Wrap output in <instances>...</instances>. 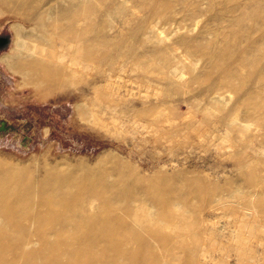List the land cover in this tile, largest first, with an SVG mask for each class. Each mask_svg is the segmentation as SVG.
Segmentation results:
<instances>
[{
  "label": "rangeland",
  "instance_id": "1",
  "mask_svg": "<svg viewBox=\"0 0 264 264\" xmlns=\"http://www.w3.org/2000/svg\"><path fill=\"white\" fill-rule=\"evenodd\" d=\"M18 24L47 52L80 40V73L24 85L3 58L39 78L45 54ZM0 191L50 214L0 264H264V0H0Z\"/></svg>",
  "mask_w": 264,
  "mask_h": 264
},
{
  "label": "bare ground",
  "instance_id": "2",
  "mask_svg": "<svg viewBox=\"0 0 264 264\" xmlns=\"http://www.w3.org/2000/svg\"><path fill=\"white\" fill-rule=\"evenodd\" d=\"M15 30V43H18L19 41L21 44L18 46L22 51L27 52L30 57H38V55H44L45 54V60L43 63H41V71L43 74H40L41 76L39 78H36L30 74L27 70H22L23 68V62L21 61V57L18 54L16 59H12L11 57H4L3 61L7 62V67L16 75H20L22 77V81L24 85H32L36 88H42L43 86L47 85L49 81L57 79V77H63L66 75V71L68 72V69H71L72 74L80 73L81 63L83 62V54H84V48H82V44L80 40L71 41V43L68 45L67 52L63 48H55L53 46H50L49 52H47V48L44 45H41L37 43V38H39V35L32 29L27 30L22 24H18V26L14 27ZM25 34V40L21 39ZM31 40L32 45L29 47L27 46V41ZM16 53V52H15ZM39 53V54H38ZM22 56V55H21ZM35 63L34 65H36ZM54 67V68H53ZM39 68V67H38ZM49 69H53L52 73L49 71ZM79 108V107H78ZM237 119H234L232 123H234ZM251 126V125H248ZM29 202V201H28ZM28 202L19 199V200H13L11 195H8V192L6 191H0V244H11L23 242L26 240V238H23L21 232H18V230H12L11 227L14 225L19 224V229H22L21 222L25 218H29L30 216H34L36 218V215H33L34 213L32 210L29 209ZM59 202H51L49 206H53V208H59L62 206H59ZM44 206H47V204H43ZM63 208H60V215H53L49 216L48 218L51 219V221H59L66 217L64 214L66 210H62ZM62 210V211H61ZM248 212V211H247ZM253 212V211H251ZM249 213V212H248ZM246 213L245 216L248 214ZM68 214V212H67ZM252 214V213H251ZM40 215H50V214H38L37 217H40ZM65 215V216H64ZM69 215V214H68ZM252 216V215H250ZM33 219L31 222L35 223L36 219ZM47 223H39L37 225V228L41 232H51L54 236L56 242H71V243H81V244H96L100 240H102V235L99 231H88L82 232L77 228V226H63L62 228H55L53 225V222ZM27 223V220H26ZM18 226V225H17ZM117 228L126 229V226L123 223H117ZM264 231V229H263ZM130 237L136 238L137 235L134 232H129ZM102 238V239H101ZM12 245V244H11ZM17 247L14 245L13 249H16ZM86 251V250H85ZM7 252H10L7 249H4L0 251V261L1 256H5ZM53 256H45L47 259V262L45 264H61L59 260H61V255H59L60 252L58 250L53 251L50 246L44 247L42 250L39 251V254H51ZM107 256H112V252L106 251ZM74 259L66 261V264H77V258L73 257ZM8 264V263H7ZM25 264H36L33 261H28Z\"/></svg>",
  "mask_w": 264,
  "mask_h": 264
}]
</instances>
